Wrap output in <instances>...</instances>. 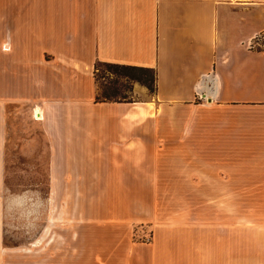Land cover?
I'll return each instance as SVG.
<instances>
[{"label":"crops","instance_id":"crops-1","mask_svg":"<svg viewBox=\"0 0 264 264\" xmlns=\"http://www.w3.org/2000/svg\"><path fill=\"white\" fill-rule=\"evenodd\" d=\"M260 42L264 0H0V264H244L241 242L196 236L171 202L264 185V115L245 114L264 111ZM98 63L153 69V97L98 100ZM170 105L228 115L211 156L148 143ZM42 146L45 177L9 192L13 153Z\"/></svg>","mask_w":264,"mask_h":264},{"label":"rangeland","instance_id":"rangeland-1","mask_svg":"<svg viewBox=\"0 0 264 264\" xmlns=\"http://www.w3.org/2000/svg\"><path fill=\"white\" fill-rule=\"evenodd\" d=\"M257 47L264 49V43L260 42ZM154 74L150 69L133 70L126 68L124 64L98 63L94 72L97 86L96 97L98 100H150L153 97V91L149 90L147 84L150 83V80L152 81ZM140 87L146 88L148 91L142 93L138 91ZM159 108L158 116L149 120L145 126L149 131L148 143H161L169 146L178 144L185 151L187 147L193 145L197 157L212 155V140L220 139L215 135L221 125L219 119L228 118L227 114L221 115L219 111H204L186 105L176 107L170 105L164 106L162 109ZM245 114L259 116L264 115V111H250ZM20 116L23 117L22 114ZM13 117L15 119H11L9 128L19 135H23L27 131L33 133V137H35L33 141L35 140L38 145L40 142L39 127L28 121L20 120L18 115L11 116V118ZM189 129L194 132L192 137L187 135ZM177 131L179 133L178 140L173 136ZM152 132L162 133L163 137L153 138ZM183 132L186 134L183 135ZM20 137H16L17 143L20 141L19 144L22 143ZM39 148L41 151H35V153L24 151L13 153L12 161H8L6 166L7 173H12L6 186L9 192L17 191L19 186L16 185V182L18 181L22 184L19 187L21 189L34 180L37 181L39 178L45 177L47 154L44 150L42 151L43 146ZM180 155L185 157L188 152L180 153ZM197 164H199L198 161ZM170 170L172 172V169ZM173 171L177 173L176 169ZM180 174L181 169L179 170ZM238 187L243 188L239 189L242 192V200L234 199L236 196L235 186L223 185L219 189L212 186L213 198L211 201H204L200 198L198 190L194 199L185 200L183 196H186L187 191L180 186L182 188L180 200L171 203H173L174 212L180 213L181 225L187 222L186 224L196 236H204L205 231L206 237H210L212 241L241 242L244 246V264H264V185H240ZM8 226L7 229L10 228V225ZM4 239L11 240L10 229L9 233H5Z\"/></svg>","mask_w":264,"mask_h":264},{"label":"water","instance_id":"water-1","mask_svg":"<svg viewBox=\"0 0 264 264\" xmlns=\"http://www.w3.org/2000/svg\"><path fill=\"white\" fill-rule=\"evenodd\" d=\"M211 75L214 77L213 74H211ZM203 78H205V76H202V78L197 83L198 86L196 87V93L198 94V96L201 99L206 100V101H211L212 99L215 98V94H216V91H217V86L216 85L213 86V91L211 93H208V94L205 93L204 92L205 90L202 87H200V82L202 81Z\"/></svg>","mask_w":264,"mask_h":264},{"label":"trees","instance_id":"trees-1","mask_svg":"<svg viewBox=\"0 0 264 264\" xmlns=\"http://www.w3.org/2000/svg\"><path fill=\"white\" fill-rule=\"evenodd\" d=\"M126 68L133 69V70L134 69H139V70L150 69L154 72V70L151 68H145V67H140V66L126 65ZM154 79H155V74H154V78H152V81L150 80V83L147 84V87L149 88L150 91H154Z\"/></svg>","mask_w":264,"mask_h":264}]
</instances>
